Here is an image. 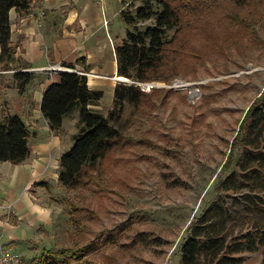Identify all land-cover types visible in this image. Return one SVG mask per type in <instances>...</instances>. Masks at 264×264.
Returning a JSON list of instances; mask_svg holds the SVG:
<instances>
[{"label":"rangeland","instance_id":"rangeland-1","mask_svg":"<svg viewBox=\"0 0 264 264\" xmlns=\"http://www.w3.org/2000/svg\"><path fill=\"white\" fill-rule=\"evenodd\" d=\"M140 4L141 0H132L124 10L132 12ZM245 5H229L231 15L241 20L232 27L228 18H215L214 6L186 34L195 48L208 40L214 42L203 63L192 54V65L170 82L159 81L165 87L154 88L168 90L166 86L181 81L190 85L188 89L198 87L199 99L191 98L188 90L170 89L173 92L167 94L165 104L130 130L133 139H143L145 144L108 157L99 176L102 188L49 192L55 202L51 227L36 231L33 249L18 251L28 264H36L39 258L63 264H108L105 257L109 254L116 255L110 264H180L179 246L187 228L213 198L238 124L264 87V0H247ZM220 11L226 13L221 7ZM215 29L218 35L212 32ZM102 98L100 114L107 117L112 101L106 91ZM117 157L122 159L114 165ZM175 180L177 184L170 186ZM243 194L264 196V189L253 188L235 197L242 200ZM228 202L235 217L227 224L228 237L252 226L264 228V206L261 213L244 219L238 204L232 199ZM70 216L78 218V223H72ZM119 226L117 239L105 244L108 232ZM144 233L146 240L155 239L148 246L136 244L126 252L120 248ZM96 235L98 247L73 259L72 250ZM243 258L241 264H264V251L245 253Z\"/></svg>","mask_w":264,"mask_h":264},{"label":"trees","instance_id":"trees-1","mask_svg":"<svg viewBox=\"0 0 264 264\" xmlns=\"http://www.w3.org/2000/svg\"><path fill=\"white\" fill-rule=\"evenodd\" d=\"M37 1L42 0H0V66L12 60L13 56L10 48V10L27 13ZM246 2L141 0V4L134 7L132 12L122 10L120 17L127 32L123 43L115 48L117 76L139 83L170 82L180 71L192 65V54L196 62L203 63L210 46L214 45L213 41L208 40L195 48L192 37L186 36L187 32L193 31L194 26L214 6L215 18H228L231 27L234 26L241 20L234 18L228 7L232 4L234 8L244 7ZM220 7L226 13H222ZM149 20V24L141 25ZM212 32L219 34L216 29ZM69 67L73 68V65ZM14 78L17 87L22 89L31 76L18 73ZM171 92L170 89L143 92L137 85L117 83L113 89L111 109L108 116L104 117L88 109L89 105L97 104L102 99L103 92L90 90L83 74L62 72L59 82L51 84L44 91L40 104V111L54 133L60 130L66 116L78 110L76 131L71 136L73 145L59 160V185L66 190L102 188L99 176L104 172L101 168L108 157L114 158L131 146L145 144L143 139H133L130 130L143 118L149 117L156 107L163 106L167 94ZM162 93L165 94L157 103L158 95ZM28 137L27 126L17 115L0 119V163L19 164L25 161L29 157ZM121 159L117 157L113 160L114 165L120 164L118 161ZM221 176L214 187L213 198L203 205L187 228L186 236L179 246L180 264H241L244 261L243 254L264 251L263 227L252 226L247 231L228 237L227 226L235 218L228 199L238 204L239 213L244 219L263 211L264 196L243 194L242 200H237L235 196L253 188L264 189V87L238 124L237 132L229 144V154L222 166ZM174 184H177L176 180L171 181L170 186ZM74 211L76 209L71 213ZM77 220L70 216L72 223ZM79 228L80 225L78 233L81 235ZM121 228L111 229L104 240L105 244H112ZM144 236L145 233L137 235L120 248L126 252L136 244L148 246L155 240H146ZM98 241L99 235H96L85 246L73 249L72 258L79 260L82 254L91 253L98 247ZM113 255H107L105 263H113L116 257ZM39 259L36 264L66 263L52 258Z\"/></svg>","mask_w":264,"mask_h":264},{"label":"crops","instance_id":"crops-1","mask_svg":"<svg viewBox=\"0 0 264 264\" xmlns=\"http://www.w3.org/2000/svg\"><path fill=\"white\" fill-rule=\"evenodd\" d=\"M130 3L132 0H106L104 14L94 0H42L34 2L27 13L10 10L13 56L0 66V119L17 115L25 123L29 157L19 164L0 163L3 249L34 248L33 235L52 224L55 202L48 194L63 188L58 183L59 160L72 147L78 110L63 119L58 132L50 131L40 104L44 91L59 82L62 72L48 68L58 66L85 75L90 90L102 91L103 97L106 91L112 101L118 77L115 48L127 32L120 12ZM40 12L43 17L38 22ZM18 73L31 76L22 89L14 78ZM101 100L88 109L100 113Z\"/></svg>","mask_w":264,"mask_h":264},{"label":"built area","instance_id":"built-area-1","mask_svg":"<svg viewBox=\"0 0 264 264\" xmlns=\"http://www.w3.org/2000/svg\"><path fill=\"white\" fill-rule=\"evenodd\" d=\"M105 1L106 0H94V2L98 6L102 14H104ZM42 17H43V12H40L38 22L39 20H41ZM106 24H107V21H103V25H106ZM48 70L76 73L75 70L64 69L58 66L49 67ZM126 82H129V81H126ZM129 83L139 86L143 92H149L150 90L154 88H159V86L165 87V85L160 84V82L139 83V82L130 81ZM166 87L172 90H188L189 91L188 94L190 95V97L195 100L199 99L200 97V90L198 89V87H194L193 89H188L190 85H187L181 81H174L171 83V85H168ZM0 264H28V263L22 254L15 252V251L5 250L0 245Z\"/></svg>","mask_w":264,"mask_h":264},{"label":"bare ground","instance_id":"bare-ground-1","mask_svg":"<svg viewBox=\"0 0 264 264\" xmlns=\"http://www.w3.org/2000/svg\"><path fill=\"white\" fill-rule=\"evenodd\" d=\"M116 80H118V81H124V78H122V77H121V78H120V77H117ZM125 81H126V80H125Z\"/></svg>","mask_w":264,"mask_h":264},{"label":"water","instance_id":"water-1","mask_svg":"<svg viewBox=\"0 0 264 264\" xmlns=\"http://www.w3.org/2000/svg\"><path fill=\"white\" fill-rule=\"evenodd\" d=\"M126 79L124 78V81H125ZM127 81V80H126Z\"/></svg>","mask_w":264,"mask_h":264}]
</instances>
